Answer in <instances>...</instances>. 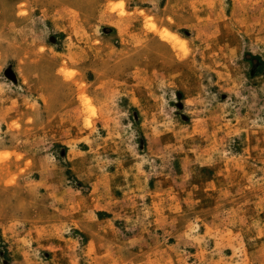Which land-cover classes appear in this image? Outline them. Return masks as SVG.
<instances>
[{"label": "rangeland", "instance_id": "1", "mask_svg": "<svg viewBox=\"0 0 264 264\" xmlns=\"http://www.w3.org/2000/svg\"><path fill=\"white\" fill-rule=\"evenodd\" d=\"M0 264H264V0H0Z\"/></svg>", "mask_w": 264, "mask_h": 264}, {"label": "snow or ice", "instance_id": "2", "mask_svg": "<svg viewBox=\"0 0 264 264\" xmlns=\"http://www.w3.org/2000/svg\"><path fill=\"white\" fill-rule=\"evenodd\" d=\"M122 6V5H121Z\"/></svg>", "mask_w": 264, "mask_h": 264}]
</instances>
